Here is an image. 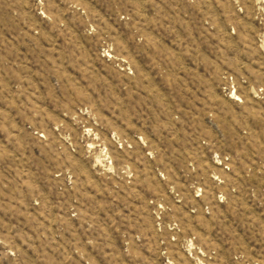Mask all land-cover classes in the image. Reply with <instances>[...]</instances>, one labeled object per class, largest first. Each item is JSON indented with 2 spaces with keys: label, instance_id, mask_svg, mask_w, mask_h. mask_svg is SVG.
<instances>
[{
  "label": "rangeland",
  "instance_id": "rangeland-1",
  "mask_svg": "<svg viewBox=\"0 0 264 264\" xmlns=\"http://www.w3.org/2000/svg\"><path fill=\"white\" fill-rule=\"evenodd\" d=\"M0 264H264V0H0Z\"/></svg>",
  "mask_w": 264,
  "mask_h": 264
}]
</instances>
